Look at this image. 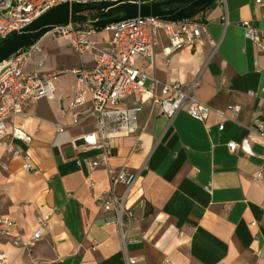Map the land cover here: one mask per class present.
<instances>
[{"label": "crops", "instance_id": "obj_1", "mask_svg": "<svg viewBox=\"0 0 264 264\" xmlns=\"http://www.w3.org/2000/svg\"><path fill=\"white\" fill-rule=\"evenodd\" d=\"M257 1L215 0L199 13L215 47H185L166 62L163 37L137 60L149 82L196 80L194 95L211 112L204 122L183 110L169 119L158 104L145 105L137 132L115 140L108 161L115 172L137 174L129 186L112 182L106 167L77 164L69 145L62 147L65 157L59 153L56 122L69 137L92 129V119L71 126L65 114L74 81L69 72L91 64L90 55L79 56L63 38L37 42L54 75L55 98L11 118L32 138L21 145L30 169L0 138V216L13 219L23 239L36 227V215L45 223L30 249L0 237L4 264H264V172L254 177L264 168L254 125L264 120V49L241 26L249 21L264 43V0ZM229 141L237 144L233 152ZM98 152L79 151L78 159ZM110 192L122 199L121 213L96 203Z\"/></svg>", "mask_w": 264, "mask_h": 264}, {"label": "built area", "instance_id": "obj_2", "mask_svg": "<svg viewBox=\"0 0 264 264\" xmlns=\"http://www.w3.org/2000/svg\"><path fill=\"white\" fill-rule=\"evenodd\" d=\"M98 1L119 0H0V40L14 31H20L58 4ZM95 12L98 11L86 13L96 15ZM241 26L245 37L258 50H263V38L255 26L249 21L241 22ZM102 33L108 35L102 37ZM46 35L54 39H65L68 46L79 56L89 54L91 61V64H83L69 72L74 76V81L65 114L68 115L71 126H79L92 119V129L69 137L65 126L56 122V136H59L57 149L65 157L62 147L69 145L72 159L88 169L106 167L112 182L129 186L137 176L135 172L126 170L115 172L109 168L108 161L114 141L137 132L139 114L145 105L158 104L159 111L169 119L183 110L204 122L211 112V108L197 100L194 95L196 80L158 84L150 78L146 85L149 76L136 64L138 59L150 56L163 37L165 43L162 46V56L166 62L185 47L194 49L204 44L215 47L216 42L209 33L208 23L199 14L181 21H163L152 17L128 18L99 29L85 23L69 21L67 24L56 25ZM29 62H32L31 71L26 69ZM46 66V56L37 43L0 61V138L7 140L12 156L22 158L24 170L30 169L31 163L29 155L21 145H29L32 138L22 127L15 125L11 118L40 99L55 98L54 75L48 74ZM229 109L235 113L238 106H231ZM215 112L223 116L222 112ZM254 125L261 138L264 154V120H256ZM223 127V122L218 124L219 130ZM227 146L233 152L237 144L229 141ZM90 149L99 152L93 158L78 159L79 151ZM263 172L264 168L260 166L254 177L262 179ZM95 201L104 210L114 206L118 213L123 211L122 199L112 192L99 194ZM35 222L36 227L23 239L16 222L7 215L0 216V237L14 238V242L21 248L30 249L41 240L45 223L38 215L35 216ZM4 262L5 255L0 251V264Z\"/></svg>", "mask_w": 264, "mask_h": 264}, {"label": "water", "instance_id": "obj_3", "mask_svg": "<svg viewBox=\"0 0 264 264\" xmlns=\"http://www.w3.org/2000/svg\"><path fill=\"white\" fill-rule=\"evenodd\" d=\"M215 0H152L149 2L125 1H98L87 3L64 2L53 6L40 16L32 20L20 31H14L0 40V61L20 49L37 43L43 36L58 24L70 22L85 23L94 29L103 28L114 22L135 18L152 17L163 21H181L191 18ZM176 4L171 8L167 5ZM98 11L113 13L108 17L100 18L86 12Z\"/></svg>", "mask_w": 264, "mask_h": 264}, {"label": "trees", "instance_id": "obj_4", "mask_svg": "<svg viewBox=\"0 0 264 264\" xmlns=\"http://www.w3.org/2000/svg\"><path fill=\"white\" fill-rule=\"evenodd\" d=\"M176 4L167 5L164 8H171L174 7ZM94 14L98 15L100 18L108 17L110 15H113V13H102V12H95Z\"/></svg>", "mask_w": 264, "mask_h": 264}, {"label": "rangeland", "instance_id": "obj_5", "mask_svg": "<svg viewBox=\"0 0 264 264\" xmlns=\"http://www.w3.org/2000/svg\"><path fill=\"white\" fill-rule=\"evenodd\" d=\"M106 35H108V33H102L101 36L102 37H106ZM43 38H48L49 40H55L54 38H52L50 35H45L43 36ZM41 40V39H40ZM39 42V41H38ZM149 81L146 80L145 84L148 85Z\"/></svg>", "mask_w": 264, "mask_h": 264}]
</instances>
